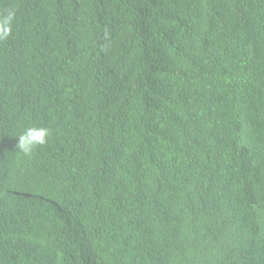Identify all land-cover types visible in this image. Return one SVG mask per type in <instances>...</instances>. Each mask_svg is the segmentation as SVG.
I'll return each instance as SVG.
<instances>
[{"label":"trees","instance_id":"16d2710c","mask_svg":"<svg viewBox=\"0 0 264 264\" xmlns=\"http://www.w3.org/2000/svg\"><path fill=\"white\" fill-rule=\"evenodd\" d=\"M8 8L0 178L17 205L0 264H91L107 236L123 264H264V0ZM33 126L50 135L24 155ZM227 148L250 169L228 172Z\"/></svg>","mask_w":264,"mask_h":264},{"label":"clouds","instance_id":"9594fccd","mask_svg":"<svg viewBox=\"0 0 264 264\" xmlns=\"http://www.w3.org/2000/svg\"><path fill=\"white\" fill-rule=\"evenodd\" d=\"M16 17V11L14 8H8L4 12L0 13V41L7 40L11 34L12 24ZM260 99L262 95L260 93ZM259 99V100H260ZM50 135L49 129L43 127H28L17 138L18 142L16 148L24 155H30L35 148L44 145L47 142V138ZM249 154H242L233 157L227 148V152L224 155V164L227 166V171L231 173L233 168L238 164L240 171L250 169ZM150 159V155L142 157L134 152V161H138L142 164ZM259 180H264V172L260 175ZM14 180L6 181L5 178H0V225L5 222L15 221L14 215L16 211ZM264 203V198L262 199ZM264 209V206L261 210ZM10 210V211H8ZM14 212V213H11ZM117 237H106V251L99 247L98 253L92 259L91 264H123V261L119 255V250L116 249L118 244ZM71 252L76 257L80 253L75 245L70 243ZM106 252L113 258L112 262H108Z\"/></svg>","mask_w":264,"mask_h":264},{"label":"bare ground","instance_id":"6f19581e","mask_svg":"<svg viewBox=\"0 0 264 264\" xmlns=\"http://www.w3.org/2000/svg\"><path fill=\"white\" fill-rule=\"evenodd\" d=\"M70 243L71 244H74L78 248L79 252H82V247L80 246V244L78 243V241H76V242L70 241ZM20 246H22V245L20 244Z\"/></svg>","mask_w":264,"mask_h":264}]
</instances>
